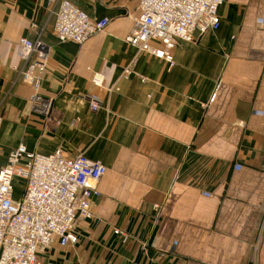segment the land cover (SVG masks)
<instances>
[{"label": "crops", "instance_id": "crops-1", "mask_svg": "<svg viewBox=\"0 0 264 264\" xmlns=\"http://www.w3.org/2000/svg\"><path fill=\"white\" fill-rule=\"evenodd\" d=\"M70 1L109 26L60 43L49 0H0V169L19 146L107 167L78 242L56 239L41 263L264 264V0H224L219 29L178 41L173 67L125 41L138 0ZM23 37L49 47L48 118L21 75Z\"/></svg>", "mask_w": 264, "mask_h": 264}, {"label": "built area", "instance_id": "built-area-1", "mask_svg": "<svg viewBox=\"0 0 264 264\" xmlns=\"http://www.w3.org/2000/svg\"><path fill=\"white\" fill-rule=\"evenodd\" d=\"M56 7L54 32L60 43L83 45L104 32L108 18L93 19L70 0H49ZM224 0H138L140 14L135 19L127 44L140 52L175 64L173 50L178 41L193 42L196 34L218 30L219 9ZM158 42L161 47L152 43ZM18 55L25 61L23 80L33 89V111L48 118L53 98L43 95L41 85L49 62V47L28 37L20 39ZM133 75L125 68L123 78ZM92 82L101 87L104 77L95 73ZM91 110L101 107L98 97L90 96ZM2 118L0 117V131ZM107 167L84 153L68 159L62 150L50 155L29 152L19 146L0 169V264H42L41 256L58 239L61 246L76 244V228L81 220L93 218L91 199L99 196V182ZM25 182L20 198H15L16 181ZM115 234L124 236L120 230Z\"/></svg>", "mask_w": 264, "mask_h": 264}, {"label": "rangeland", "instance_id": "rangeland-1", "mask_svg": "<svg viewBox=\"0 0 264 264\" xmlns=\"http://www.w3.org/2000/svg\"><path fill=\"white\" fill-rule=\"evenodd\" d=\"M24 185H25V182L23 180L18 179L16 181V186H17L18 190L22 189Z\"/></svg>", "mask_w": 264, "mask_h": 264}]
</instances>
